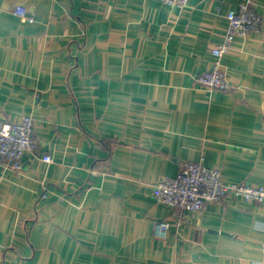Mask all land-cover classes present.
<instances>
[{"label":"crops","instance_id":"0c3cea01","mask_svg":"<svg viewBox=\"0 0 264 264\" xmlns=\"http://www.w3.org/2000/svg\"><path fill=\"white\" fill-rule=\"evenodd\" d=\"M241 3L0 0V121L31 117L37 143L0 166V264H264V205L152 197L185 163L264 187V0L221 60L229 88L194 82Z\"/></svg>","mask_w":264,"mask_h":264},{"label":"built area","instance_id":"2783aa9c","mask_svg":"<svg viewBox=\"0 0 264 264\" xmlns=\"http://www.w3.org/2000/svg\"><path fill=\"white\" fill-rule=\"evenodd\" d=\"M162 1L171 9L182 10L189 5L190 0ZM14 13L22 20H27L22 7H16ZM225 19L227 24L224 39L211 49L214 58L212 69L194 78L199 87L227 90L229 81L221 65L223 56L235 39L246 38L251 33L258 32L262 26V18L256 11V0H242L239 11H229ZM36 149L34 122L31 117H21L12 122L0 121V166L21 172L24 158L36 152ZM42 161L51 163L52 158L44 156ZM152 197L168 208L201 212L207 204L221 202L227 198L264 205V187L227 184L221 180L219 171L208 169L201 163H185L177 176L161 178L154 184ZM169 229L168 222L155 224L156 235L160 238H165Z\"/></svg>","mask_w":264,"mask_h":264}]
</instances>
